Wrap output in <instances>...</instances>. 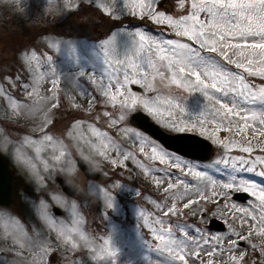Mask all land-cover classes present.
Instances as JSON below:
<instances>
[{"label": "snow or ice", "instance_id": "1", "mask_svg": "<svg viewBox=\"0 0 264 264\" xmlns=\"http://www.w3.org/2000/svg\"><path fill=\"white\" fill-rule=\"evenodd\" d=\"M121 3L123 13L116 8V0L96 6L113 21L122 20L126 14L171 31L153 35L138 28L132 33L138 38L134 55L117 61L120 70L106 71V80L97 78L95 74L81 73V78L86 77L100 99L92 91L86 93L82 90L80 95H87L94 105L100 104L103 108L101 115L108 118L107 125L115 126L116 131L128 141L121 144L96 127L95 121L99 117L87 125L90 146L112 165L109 178L113 188L116 181L112 177H118L119 172L128 168V162L139 170L138 174L148 177L155 188L165 186L159 201L146 198L152 209L139 208L137 214L152 237L150 247L154 245L157 251L162 252L169 264H245V261L247 264H264V183L245 175L253 174L264 179V0H176L178 11L172 13L164 9L161 0H121ZM115 41V35H112L103 44L104 62L109 66L108 48ZM22 55L27 62L23 71L31 80V83L21 80L22 91L30 85L46 82V77L50 89L60 85L61 81L54 78L53 69L48 73L37 72L33 68V61L37 60L35 51L27 50ZM48 60H52L51 55ZM155 68L163 69L168 87L176 89L175 96L155 93L156 76L152 75ZM133 86H138L141 91H134ZM186 92L202 93L207 101L203 111L193 118L185 115L182 106L183 93ZM9 100L15 108V99L9 96ZM78 107L73 104L74 109ZM141 111L161 127L177 133L195 132L211 141L222 152L216 164L230 169L227 178L214 180L207 172L169 152L142 132L125 126L133 113ZM73 123L76 127H83L79 120ZM221 132L226 135L221 136ZM44 141L52 146L49 148L51 151H56V142L51 136H46ZM44 141H33L40 145L35 148L37 154L41 153V146H46ZM137 146L138 151L132 150ZM59 155H68L63 145H60ZM17 156L34 171L38 169L21 153L18 152ZM48 166V161L44 160L43 167L47 169ZM79 166L87 173L83 162ZM60 182L64 183L63 180ZM108 191L112 193L109 196L111 208L115 206V193L112 188ZM236 193L248 194L253 199L248 206H241L232 202ZM140 195L138 190L137 196ZM50 199L57 205L64 204L58 195L53 194ZM169 201L175 203L169 206ZM177 203L185 207L211 203L210 208L206 207L194 215L206 223L210 217L222 220L227 224V232L209 234L206 229L177 223L175 218L184 215L177 209ZM48 207L40 204L38 215L57 229L66 243L77 247L72 235L79 232L84 239L85 234L78 227L83 218L75 205L69 210L67 221L58 219L55 214L50 215ZM61 212L63 209L57 207L56 213ZM158 213H163V217ZM229 216L234 223L238 221L241 226H246V233L236 231L233 223L228 222ZM173 225L180 236L173 230ZM11 227L17 229L18 222H13ZM190 229L193 235L189 234ZM253 237L260 239L257 242ZM241 241L246 242L257 255L250 257ZM101 242L105 247L96 260L108 261L118 255L110 247L109 240ZM35 243L40 249V258L46 260V264H52L50 253L53 250ZM146 259L151 264L150 259Z\"/></svg>", "mask_w": 264, "mask_h": 264}, {"label": "rangeland", "instance_id": "2", "mask_svg": "<svg viewBox=\"0 0 264 264\" xmlns=\"http://www.w3.org/2000/svg\"><path fill=\"white\" fill-rule=\"evenodd\" d=\"M100 3L111 4V0H95V2L94 0L93 2L91 0H0V89H3L0 92V130H2L0 148H7L8 155L0 153L13 174V201L7 207L0 205V264H46V260L40 258V249L36 247L35 242L41 247L53 250L50 253L52 264H112V261L114 264H148L146 258L150 259L151 264H169L162 252L157 251L154 245L150 247L152 237L137 214L139 208L151 210L153 206L146 198L159 201L164 195L162 189L165 186L161 185L160 189L155 188L148 177L138 174L139 170L128 162V168L119 172L118 177H112L116 181V187L113 188L109 178L113 170L112 165L107 163L106 159L100 156L88 142L90 134L87 125L99 117L95 121L96 127L107 132L121 144L128 143L122 133L116 131L115 126L107 125L108 118L101 115L102 106L94 105L87 95H80L82 90L87 93L94 87L86 77L81 78V73L95 74L97 78L106 80V71L120 70V64L117 63L119 58L115 56L113 49L118 44L117 40L108 48L107 59L111 66L104 62L103 44L106 39H111L112 31L108 35L98 32L88 34L87 28L77 31L78 27L83 28V26H75L81 21L83 24L92 25L91 27L96 31H103L104 26L99 25L111 19L96 6ZM161 3L169 13L178 11L176 0H161ZM116 8L120 9L121 13L124 12L121 0H116ZM126 17L129 16L124 14L120 21L125 20ZM135 21L139 24L137 30L139 28L153 35L160 32L157 26L153 28L144 26L146 21L136 18ZM115 22L119 21H113ZM44 29L47 31L42 32ZM34 30L41 33L36 37H30L29 32ZM168 38L178 39L175 36ZM137 40L138 38L135 37L133 51L126 56L134 55ZM52 45L57 47L51 48ZM27 50L37 53V60L33 61V68L37 72L50 73L52 69L54 70V78L61 81L57 88L50 89L46 77V82L33 84L28 89L21 90V80H28L31 83L28 75L23 71L24 67H27V62L22 53ZM49 55L52 56L51 61L48 60ZM15 66L20 71L16 70ZM152 75L156 76L153 87L157 95H176V89L168 87L163 69H153ZM136 88L138 86H133L134 91H137ZM92 94L100 99L94 91ZM9 96L15 99V108L11 106ZM182 102L185 115L189 118L199 115L207 103L206 98L199 92L183 93ZM74 103L79 107L74 109ZM131 116L126 121L127 127H132ZM74 120L81 121L83 127H76ZM132 128L160 144L143 131ZM161 128L169 134H179L168 128ZM220 135L226 134L221 132ZM46 136H51L56 142V151L49 149L52 146L44 141ZM36 140L44 141L46 145L41 146L40 154L35 152V148L40 146L33 142ZM60 145H63V150L68 155H59ZM212 145V155L206 166L199 161L181 157L207 172L214 180L226 179L230 169L223 164H216L215 161L221 158L222 152L216 145ZM132 150L138 151V146ZM18 152L31 163L36 164L38 169L34 171L29 164L19 159ZM78 158L93 164L99 174V180L86 179L78 166ZM44 160L48 161L47 169L43 167ZM69 160L72 163H69ZM157 166L162 167L158 164ZM245 175L258 183H264V179L253 174ZM58 177L77 183L78 195L75 197L66 195L57 182ZM109 188L115 193L113 201L115 206L111 208H109V196L112 193H109ZM138 190L141 193L139 197ZM53 194L60 196L64 204L57 205L50 199ZM237 194L239 193L233 195L232 202L241 206H248V202L253 199L247 194L248 198L243 202L236 198ZM42 203L49 206L47 211L50 215L55 214L58 219L65 221L69 219V210L75 205L76 211L83 218V223L78 227L85 234L84 239H81L79 232L72 235L77 247L73 248L70 243H66L64 236L38 215L37 209ZM172 203L175 202L169 201V206ZM57 207L63 209L61 214L55 213L54 209ZM206 207L210 208L211 203H199L191 207L177 203V209L182 210L184 215L182 218L176 217V222L206 229L209 234L227 232V224L222 220L210 217L206 223L197 219L194 213ZM158 215L163 217V213ZM213 220L221 222L224 230L217 231L211 228ZM13 222H18L17 229L11 227ZM228 222L233 223L236 231L246 233V226H241L238 221L234 223L230 216ZM173 230L180 236L175 225ZM189 234H194L191 229ZM105 239L110 241V247L116 250L118 255L109 258L108 261L96 260L100 250L105 247L101 242ZM253 239L258 242L260 238L253 237ZM240 243L249 252L250 257L257 255L251 251L246 242Z\"/></svg>", "mask_w": 264, "mask_h": 264}, {"label": "water", "instance_id": "3", "mask_svg": "<svg viewBox=\"0 0 264 264\" xmlns=\"http://www.w3.org/2000/svg\"><path fill=\"white\" fill-rule=\"evenodd\" d=\"M136 90L141 91L139 88H136ZM130 124L132 127L143 131L154 140L158 141L165 149L184 158L196 161H206L209 160L212 155L213 145L209 140L191 133L169 134L142 111L136 112L131 116ZM81 162L86 165L88 169L87 173L80 168L79 165ZM77 163L87 180H99V174L91 162L78 158ZM61 180L64 181L63 184H61ZM57 182L60 184L63 192L69 197H75L78 195L77 183L61 177L57 178ZM65 189H67V191ZM12 194L13 174L0 153V205L6 207L10 206L13 201ZM236 198L244 202L248 198V195L239 193ZM56 209L57 208L54 209L55 213ZM211 228L217 231L224 230L223 224L217 220L212 221Z\"/></svg>", "mask_w": 264, "mask_h": 264}, {"label": "trees", "instance_id": "4", "mask_svg": "<svg viewBox=\"0 0 264 264\" xmlns=\"http://www.w3.org/2000/svg\"><path fill=\"white\" fill-rule=\"evenodd\" d=\"M121 22H129V23H133L136 24L135 18H131V17H126L125 20L123 21H119V22H115L113 23L112 20H109L107 22H105L102 25L99 26H104L103 27V31H96L95 28H92V25H88V24H83L81 21H79L78 25L75 26H83L82 27H78L77 31H82L84 29L87 28L88 30V34L89 33H93V32H98V33H102L104 35H108L109 32L111 30H113L111 35H115V38L119 40V47L118 49H114V52L116 53V57L119 58V61L124 60L125 56L127 54H129L130 52L133 51V46H134V42H135V36L132 35V33H134V28L132 27V29L130 30H126V31H122L119 30L118 28H116ZM115 30V31H114ZM47 30L44 29V31L42 32H46ZM62 32H64V30H62ZM124 32V33H122ZM41 33V31L38 30H34L33 32H29V36L30 37H36L37 35H39ZM16 67V66H15ZM19 69L18 67H16V70ZM20 71V69H19ZM14 79H17L18 77H13ZM212 166V165H210ZM210 170V169H209Z\"/></svg>", "mask_w": 264, "mask_h": 264}, {"label": "clouds", "instance_id": "5", "mask_svg": "<svg viewBox=\"0 0 264 264\" xmlns=\"http://www.w3.org/2000/svg\"><path fill=\"white\" fill-rule=\"evenodd\" d=\"M0 134H2V130H0ZM0 152H3L5 155H8L7 148H0ZM15 158H13V163H15Z\"/></svg>", "mask_w": 264, "mask_h": 264}]
</instances>
